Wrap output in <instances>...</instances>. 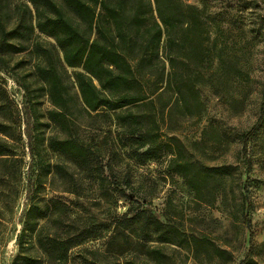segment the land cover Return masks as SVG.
Returning <instances> with one entry per match:
<instances>
[{"label":"rangeland","instance_id":"obj_1","mask_svg":"<svg viewBox=\"0 0 264 264\" xmlns=\"http://www.w3.org/2000/svg\"><path fill=\"white\" fill-rule=\"evenodd\" d=\"M25 3L0 0L6 30L15 24L16 5L27 21L29 16L34 21L33 8L28 4L30 15ZM184 3L201 12L200 28L187 31L194 39L183 50L187 57L172 70L187 77L184 96L175 98L162 84L166 92L154 96V107L140 110L155 122L154 144L166 147L144 164L128 156L113 120L100 111H85L73 70L58 67L62 54L51 38L34 30L24 38L7 39L24 49L0 51L5 61L0 64V138L15 160L0 162V264H25L21 256L51 264L49 249L39 245L36 234L26 232L19 243L33 205L46 211L37 225L44 243L47 235L79 240L64 264H239L249 250V264H264V126L248 145V171L241 155L242 136L256 122L263 100L264 0ZM46 51L73 99L68 129L47 119L52 106L37 73L50 62ZM145 125L150 126L147 120ZM37 129L41 135L35 143ZM49 137L74 138L90 148L104 188L97 177L51 152ZM31 147L49 172L32 158ZM124 175L132 185L126 197L105 192L117 188ZM138 206L151 210L160 225L115 228L119 218L129 217V210ZM119 246L126 249L113 254Z\"/></svg>","mask_w":264,"mask_h":264},{"label":"trees","instance_id":"obj_2","mask_svg":"<svg viewBox=\"0 0 264 264\" xmlns=\"http://www.w3.org/2000/svg\"><path fill=\"white\" fill-rule=\"evenodd\" d=\"M25 1L24 9L28 10L30 15L29 5L33 8L34 21L32 16H29L27 21L17 5L14 12L18 13V16L13 28L6 30L0 19V51L7 48L22 51L23 46L10 44L7 39L24 38L34 30L51 38L62 54L61 60H56L58 67L65 66L73 70L85 111L88 114L100 111L104 117L113 120L114 125L120 127L123 135L121 141L124 143L122 146L129 148L128 156L135 162L144 164L156 159L166 147L154 144L155 128L151 124L155 122L150 116L140 114V110L152 109L154 96H161L166 92L165 89L171 90L175 98H183V82L187 77L172 70L178 61L187 57L183 50L194 40L192 36L187 35V31L194 32L200 28L201 12L195 6L184 3V0ZM46 54L50 62L43 67L39 66L37 73L47 85V95L52 106L47 112V119L63 130L68 129L67 113L73 99L50 52L46 51ZM4 62L0 57V64ZM166 63L170 68L167 72ZM234 71L238 77H243L244 72L241 69ZM172 78L175 86L173 89ZM162 84H165V89H162ZM186 89L193 92L192 87L188 86ZM146 120L150 125L148 127L145 125ZM262 126L264 92L259 116L242 136L241 155L247 171L250 169V161L247 158L248 145ZM0 132L4 133L1 129ZM36 133L35 143L41 135L39 129ZM47 148L53 153L65 156L91 177H97L100 186L104 188L105 178L99 174L100 164L94 163V152L86 145L70 137H49ZM30 153L33 159H38L41 169H47L42 163V157L33 147ZM13 157L7 142L0 138V162L14 163ZM107 167L111 172L109 164ZM116 186L117 188L105 192L117 191L121 197H126L125 190H132L128 175H124L122 183ZM245 202H248L246 198ZM128 214L129 217L124 214L117 220L115 228L125 230L132 224H138L142 229L148 230L154 224L160 225L152 211L145 206H138L135 211L129 210ZM26 217L19 235V243L26 232L34 233L38 236L39 245L48 247V260L51 264H64L68 250L79 244V240L73 238L74 236L60 238L47 235L44 243V240L39 238L37 225L38 220L46 218V211L33 205L27 211ZM125 241L129 243L127 238ZM125 249L124 246L114 247L111 252L121 255ZM21 257L25 264H39V261L32 257ZM249 263L250 250L239 264Z\"/></svg>","mask_w":264,"mask_h":264},{"label":"water","instance_id":"obj_3","mask_svg":"<svg viewBox=\"0 0 264 264\" xmlns=\"http://www.w3.org/2000/svg\"><path fill=\"white\" fill-rule=\"evenodd\" d=\"M245 198H246V200H248V197H247V195L245 196ZM246 213H247V211H246ZM247 226L249 227V224H248Z\"/></svg>","mask_w":264,"mask_h":264}]
</instances>
